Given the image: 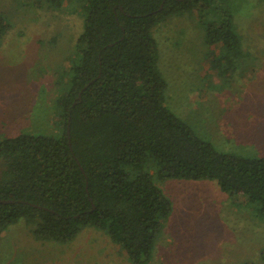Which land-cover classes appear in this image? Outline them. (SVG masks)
<instances>
[{"label": "trees", "instance_id": "obj_1", "mask_svg": "<svg viewBox=\"0 0 264 264\" xmlns=\"http://www.w3.org/2000/svg\"><path fill=\"white\" fill-rule=\"evenodd\" d=\"M214 1L48 0L53 10L80 14L84 32L69 77L58 84L59 132L0 142V200L10 201L0 202V239L22 219L38 241L59 244L91 227L133 264H148L174 210L158 185L170 180L216 182L264 216V156L219 150L166 104L154 31ZM222 12L207 34L220 49L214 69L244 54L232 10ZM8 29L0 16V43Z\"/></svg>", "mask_w": 264, "mask_h": 264}, {"label": "rangeland", "instance_id": "obj_2", "mask_svg": "<svg viewBox=\"0 0 264 264\" xmlns=\"http://www.w3.org/2000/svg\"><path fill=\"white\" fill-rule=\"evenodd\" d=\"M216 1L154 31L166 104L219 150L264 156V0ZM223 8L232 10L244 54L214 69L220 49L207 34ZM0 16L9 23L0 43V142L21 132L56 134L58 84L69 77L84 19L48 0H0ZM158 183L174 210L148 264H264V216L254 204L213 181ZM32 229L22 219L5 231L0 264H133L96 228L68 244L38 241Z\"/></svg>", "mask_w": 264, "mask_h": 264}, {"label": "water", "instance_id": "obj_3", "mask_svg": "<svg viewBox=\"0 0 264 264\" xmlns=\"http://www.w3.org/2000/svg\"><path fill=\"white\" fill-rule=\"evenodd\" d=\"M87 87L84 88V90L86 89ZM84 91H82L83 93ZM82 93L80 94L79 96V99L81 100L82 99ZM70 133V127L68 128V134ZM0 202H10V201H5V200H0Z\"/></svg>", "mask_w": 264, "mask_h": 264}]
</instances>
